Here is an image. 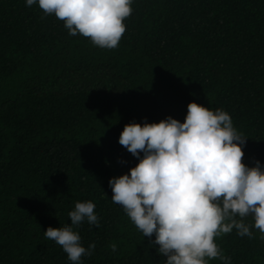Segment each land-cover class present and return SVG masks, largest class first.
Instances as JSON below:
<instances>
[{"label": "trees", "instance_id": "obj_1", "mask_svg": "<svg viewBox=\"0 0 264 264\" xmlns=\"http://www.w3.org/2000/svg\"><path fill=\"white\" fill-rule=\"evenodd\" d=\"M132 9L119 46L106 49L38 4L0 0V264H71L44 231L71 226L68 213L86 201L99 226H73L82 246L95 244L81 264H166L155 236L111 200L109 180L139 162L119 143L128 123H183L190 102L223 109L246 137L242 162L264 169V0H133ZM251 230L216 238L230 264H264V239Z\"/></svg>", "mask_w": 264, "mask_h": 264}, {"label": "clouds", "instance_id": "obj_2", "mask_svg": "<svg viewBox=\"0 0 264 264\" xmlns=\"http://www.w3.org/2000/svg\"><path fill=\"white\" fill-rule=\"evenodd\" d=\"M133 0H26L38 4L45 15L64 22L69 35L90 39L93 45L114 49L132 14ZM119 143L139 162L129 173L109 180L111 200L152 244L166 256V264H209L220 259L230 264L216 238L236 229L252 238L255 228L264 239V169L242 161L246 137L234 128L232 117L195 102L187 105L183 123L171 116L158 123L131 122ZM141 153L143 154L141 156ZM92 201L76 202L68 213L71 226L44 231L81 264L95 244L86 249L73 226L84 220L99 226ZM251 216V225L244 222ZM116 250V245H111Z\"/></svg>", "mask_w": 264, "mask_h": 264}]
</instances>
